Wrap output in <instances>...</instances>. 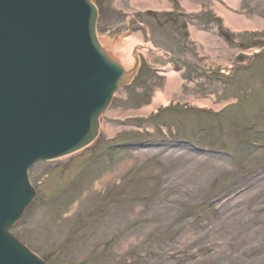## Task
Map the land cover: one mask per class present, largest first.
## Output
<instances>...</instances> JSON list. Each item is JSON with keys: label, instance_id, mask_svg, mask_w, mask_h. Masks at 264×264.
I'll list each match as a JSON object with an SVG mask.
<instances>
[{"label": "rangeland", "instance_id": "1", "mask_svg": "<svg viewBox=\"0 0 264 264\" xmlns=\"http://www.w3.org/2000/svg\"><path fill=\"white\" fill-rule=\"evenodd\" d=\"M93 1L98 37H129L138 71L113 95L89 146L30 168L36 195L11 234L47 264H264L256 249L264 234L226 231L227 217L248 208L227 194L252 166H264V54L194 84L170 73L182 94L164 110L154 101L168 69L153 71L167 62L188 76L197 66L221 70L233 45L235 62L264 53V0H176L191 17L189 42L182 17L144 11L177 10L169 0ZM208 17L215 23L202 29ZM218 27L234 35L232 44ZM225 246L220 258L209 256Z\"/></svg>", "mask_w": 264, "mask_h": 264}, {"label": "water", "instance_id": "2", "mask_svg": "<svg viewBox=\"0 0 264 264\" xmlns=\"http://www.w3.org/2000/svg\"><path fill=\"white\" fill-rule=\"evenodd\" d=\"M90 0H0V264H44L8 233L34 196L27 169L89 144L128 83Z\"/></svg>", "mask_w": 264, "mask_h": 264}, {"label": "bare ground", "instance_id": "3", "mask_svg": "<svg viewBox=\"0 0 264 264\" xmlns=\"http://www.w3.org/2000/svg\"><path fill=\"white\" fill-rule=\"evenodd\" d=\"M147 1H149L150 3L153 2V0ZM230 3L232 5H235L234 1H230ZM227 16H231V14H228ZM96 38L101 48L104 49L105 52L109 55V57L112 58L116 63H118L125 71H129L133 68L135 64V59L138 54L135 50H133V47L127 43L129 37L123 38V40H108L104 39L103 37L99 38L97 36ZM166 77L168 78L166 87L163 88L162 92L157 94V99H155L154 101L155 105L160 104L159 106H166L170 104V101L172 99L175 100V96L179 98L181 95V90L178 88V84H176L173 80V74H168L166 75ZM204 104L206 103H198V105L200 106ZM155 109L157 108H153V106H150L147 111H154ZM68 155L70 154H64V156L61 155L60 158H63ZM235 185L236 186L233 187L234 191L227 195H239L237 199L243 198L244 203L247 200L246 203H248V208L246 207V205H244L243 208L241 207L242 209L236 208L231 213V215L227 217L228 223L227 229L225 228L226 231H228L229 229H234L235 227L238 231L240 230L242 232L251 230L252 234H254V232L264 234V204H261V202L264 201V166H252L246 176L238 179L235 182ZM236 202L237 201H235L234 203ZM247 222H249V224ZM240 231L237 232V236H242V234H238L240 233ZM227 248L228 246L217 248L213 253L209 254V256H217L218 258H220L219 253L222 250H227ZM256 249L264 254V239H261L258 242ZM191 250L193 251L192 257H197L199 255V252H209L208 247L201 248L199 250ZM248 250L249 249H245V251ZM177 252L179 251L176 249L174 254H176ZM262 258H264V256Z\"/></svg>", "mask_w": 264, "mask_h": 264}]
</instances>
